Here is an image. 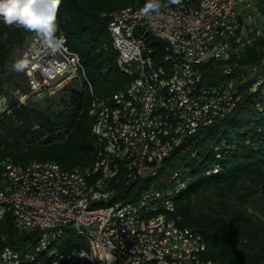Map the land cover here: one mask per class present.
<instances>
[{
	"label": "trees",
	"instance_id": "obj_1",
	"mask_svg": "<svg viewBox=\"0 0 264 264\" xmlns=\"http://www.w3.org/2000/svg\"><path fill=\"white\" fill-rule=\"evenodd\" d=\"M145 1L61 0L56 36H63L79 55L95 95L113 97L131 81L116 65L117 53L107 28L110 12ZM30 34L0 21L1 74L11 69L15 52ZM148 45L154 49L155 63L161 64L162 41L149 36ZM261 45L239 50L232 58L238 63L236 69L245 71L255 64L263 53ZM25 84L24 72L8 70L0 75V94L4 86L25 91ZM63 89L66 96L46 106L9 98L8 111L0 118V161L7 157L20 163L49 159L71 168L93 159L90 93L83 80L67 83ZM212 164L218 165L217 171L206 173ZM177 168H183L187 184L175 195V214L179 225L202 235L204 255L219 264H264V114L254 109L250 97L245 96L224 117L187 135L154 176L118 184V195L134 200L151 186L163 188ZM2 224L0 231H8L6 242L13 245L14 230L8 219Z\"/></svg>",
	"mask_w": 264,
	"mask_h": 264
},
{
	"label": "built area",
	"instance_id": "obj_2",
	"mask_svg": "<svg viewBox=\"0 0 264 264\" xmlns=\"http://www.w3.org/2000/svg\"><path fill=\"white\" fill-rule=\"evenodd\" d=\"M215 1H222V9H215ZM124 12L109 19L115 32L117 45L122 51L121 65L124 70L135 73L136 85L140 94L144 89H151V96L157 98V106L164 111V118L153 117V109L145 113H126L131 117V125H123V131L132 130L133 142L141 141L143 148H147V137L150 131H158L161 124H168L173 128V119L178 115H186V124L182 130H174L171 146H164L160 141V154L157 159L158 172L162 156L169 153V147H174L183 140V134L188 130L203 125L204 122L218 119L219 116L230 113L245 96H249L255 110L257 105L264 103V0H241L238 4H231V0H203L200 7L182 8L177 11V17L172 19L157 18L152 14L153 24L149 28L133 25V16L140 13ZM230 13H239V20L229 30H223L216 35V44H206V36L211 32H202V25L210 21V17L228 16ZM178 19L192 21L193 26H200V35L197 41L187 39V32L192 28H185L179 33V39H170L168 32H164V23L178 22ZM156 31L158 39H165L169 55L178 61L177 74H168L172 81L171 100L161 98L156 88V78L150 77V69H138L136 46L145 49V61L152 62L153 51L147 47L146 39H133V32ZM262 43V55L256 63L245 67V71L237 70L238 63L232 60L233 56L246 46ZM27 57L29 68L24 71L27 91L16 89L14 98L25 103L31 94L39 95L42 92H51L53 86L76 81L77 73L72 70V61L69 56L62 54L61 48L52 50L33 33L20 52L19 59ZM163 69V68H160ZM223 70H234L235 80H220ZM204 78H215V85H204ZM172 94H181L182 104L174 105ZM121 101L132 99L130 90L120 91ZM101 96H99L100 109ZM9 98L0 94V118L8 111ZM118 124V123H117ZM106 125H100L98 132H105ZM136 128H143L144 140H137ZM99 143V139H95ZM127 154L125 155V157ZM107 162V161H106ZM144 155L135 166L143 167L145 175ZM98 165L88 164V171H96ZM216 166H208L215 169ZM66 172V171H63ZM50 175L51 171L43 172ZM184 175L182 168L181 177ZM135 176V173H133ZM86 175H76L75 181ZM39 178V176H35ZM173 178V177H172ZM19 179V178H18ZM140 178H136L138 180ZM75 181L73 188H57L62 191V199L45 200L38 202V207H31V213H21L15 210L9 218L8 224L13 229L14 222H21V230H14L15 243L6 242L8 231L0 235V264L25 263L26 253L32 251L36 241H49V238L58 239V232L89 233L91 242L98 249L100 261H116L112 242H119L120 247L127 246V241L139 242L146 250L161 251L164 261H180L185 264H219L204 255L206 244L202 235L192 228L181 226L179 216L175 214V205L169 206V213L159 214L146 220L126 219V211L139 204L143 199L129 200L120 197L118 193H111L105 189L96 193L94 200H86L85 196H75ZM132 184V183H130ZM54 186V185H53ZM1 187V186H0ZM177 187V186H173ZM152 188V186H151ZM13 198L1 194L2 202ZM29 204L30 197L18 198ZM49 203H57V211L49 210ZM108 220H120V227L106 229ZM34 231H41V239H34ZM83 242V241H82ZM117 262V261H116ZM120 264V262H117ZM56 264H98L90 261L89 253L76 252L72 248L69 254ZM127 264H139L138 256L133 257Z\"/></svg>",
	"mask_w": 264,
	"mask_h": 264
},
{
	"label": "bare ground",
	"instance_id": "obj_3",
	"mask_svg": "<svg viewBox=\"0 0 264 264\" xmlns=\"http://www.w3.org/2000/svg\"><path fill=\"white\" fill-rule=\"evenodd\" d=\"M240 1L231 0V4H238ZM146 2L141 5H126L115 9L110 12V18L124 12L141 11ZM202 3L203 0H160L161 7L158 12H152L149 16L142 15L141 12L136 14L133 16V25L149 28L153 24L152 14L156 13L157 18L172 19V17H177V11H181L182 8L200 7ZM215 9H222V1H215ZM237 20H239V13H230L225 17H210V21H206V24L202 25V32H211V35L206 36V44H216V35L223 30L232 28ZM107 28L110 33L112 48L117 53L116 65L131 77V81L113 97H101L99 111V96L93 93L91 83L85 76L79 55L71 50L67 44L60 46L62 54L70 57L72 70L77 73V78L85 82L91 96L88 113L94 118L92 132L95 139H99V143H95L94 157L88 164L95 163V165H98L96 171L87 172L88 164L63 168L57 162L49 159L30 160L23 163L14 162L8 157L2 159L0 161V200L1 194L13 196V198L2 202L0 205V226L5 219H8L9 222V218L14 215L15 210H21V213H31V207H38V202L41 199H62V191L57 188H73L76 175H86V177H80L75 181V196H85L86 200H94L96 193L105 189H111V193H118L117 185L120 183L128 185L136 181V178L154 176L157 169L158 155L160 154L158 137L161 138V142H164V146H171L174 130L184 128L186 115L175 116L173 128L168 127V124H161L158 131H150L147 137V148L142 147L141 141L133 142L132 130L123 131V125H131V117H126V113H133L134 107L136 113H145L149 108H154L153 117L156 118H164V111L161 108H155L157 98L150 97L151 89H144V92L140 94L136 81H133L135 80V73L124 70L121 65L122 51L120 46L117 45L111 23H108ZM185 28H192V21L178 19V22L164 23V32H168L170 39H179V33H184ZM199 35L200 26H193L187 32V39L197 41ZM149 36L162 41L163 57H161L164 63L156 64L153 55L152 62H144L145 49L143 46H136L138 69H150V77L156 78V88L157 91H160L161 98L171 100L172 81L168 74H177L178 61L175 57L169 55L165 39H158L156 31L133 32V39H146L147 47H151L148 45ZM152 51H154L153 48ZM233 72L234 70H223L220 73V80H235L232 75ZM204 85H215V78H204ZM127 89L130 90L132 99H127L126 102L121 101L120 91H127ZM172 102L174 105H181V94H172ZM257 110L262 111L264 114V103L257 105ZM99 119L100 125H106L105 132H98ZM212 121L204 122L203 125L210 124ZM197 128L188 130L186 134H183V139L194 133ZM136 137L137 140H144L143 128H136ZM174 147H169V153ZM169 153L162 156L161 164ZM142 154L146 162L145 174H149L144 177L143 167L135 166L138 160L141 159ZM214 166H216L215 169L206 170V173L216 172L218 165ZM47 171H51L53 174H61V177L52 175V185L43 186V183L50 182V175L43 173ZM133 173H135V176H133ZM181 174L182 170L177 168L171 172L168 184L165 187H150L140 192L135 199H145L126 211V219L146 220L150 217H157L162 213H169L167 202L174 205L175 195L182 191L187 184V180L183 175L182 183L181 177H175V175ZM35 176H39V178H35ZM22 197H30L29 204H25V202L18 199ZM49 210L57 211V203H49ZM116 227H120V220H108L106 222V229ZM13 230H21V222H14ZM5 231L6 229L1 230L0 235ZM34 239H41V231H34ZM83 246H85V253H89L92 263L118 264L117 262H120V264H127L133 257L138 256L139 264H185L180 263V261H164V254L161 251L146 250V255H139L143 254V247H139V242L134 241H127L125 248L120 247L119 242H112V249L115 250V260L117 262L100 261L98 249L91 242L89 233L80 234V232L69 231L58 232V239L49 238V241H36L32 251L26 253L25 263L17 264H56L58 260L65 258L72 248L76 252H83Z\"/></svg>",
	"mask_w": 264,
	"mask_h": 264
},
{
	"label": "clouds",
	"instance_id": "obj_4",
	"mask_svg": "<svg viewBox=\"0 0 264 264\" xmlns=\"http://www.w3.org/2000/svg\"><path fill=\"white\" fill-rule=\"evenodd\" d=\"M60 3L61 0H0V21L6 27L35 33L48 48L56 50L66 43L63 36H56L60 30L57 22ZM160 7V0H147L141 14L149 16L152 12H158ZM29 64L27 57L17 59L10 71L24 72Z\"/></svg>",
	"mask_w": 264,
	"mask_h": 264
},
{
	"label": "rangeland",
	"instance_id": "obj_5",
	"mask_svg": "<svg viewBox=\"0 0 264 264\" xmlns=\"http://www.w3.org/2000/svg\"><path fill=\"white\" fill-rule=\"evenodd\" d=\"M141 5V4H140ZM109 14V13H108ZM33 34V32H31V34L26 38V41H25V44L24 46L26 45L27 41L29 40V38L31 37V35ZM23 46V47H24ZM22 47V49H23ZM22 49H19L15 52L14 54V62L19 59V55H20V52ZM5 69V68H4ZM10 69H5L4 73H0V75H5L6 74V71H8ZM12 72V71H11ZM13 73V72H12ZM16 73V72H14ZM76 81H80L79 78L76 79ZM26 83V82H25ZM67 83L65 84H59L57 86H53V89L51 92H42L40 93L39 95H36V94H31L27 97L26 99V102L28 103H34V104H37V105H41V106H46L48 104H51L53 102H57L60 98L62 97H65L66 96V92L65 90L63 89V87L66 85ZM24 88H25V91H27V86L26 84L24 85ZM17 89V88H16ZM16 89H13L12 86H4L1 90V94H4L6 96H8V98L10 97H14V91ZM19 89V88H18Z\"/></svg>",
	"mask_w": 264,
	"mask_h": 264
}]
</instances>
